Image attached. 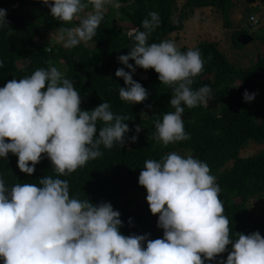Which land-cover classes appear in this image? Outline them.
Returning <instances> with one entry per match:
<instances>
[{
	"label": "clouds",
	"instance_id": "9594fccd",
	"mask_svg": "<svg viewBox=\"0 0 264 264\" xmlns=\"http://www.w3.org/2000/svg\"><path fill=\"white\" fill-rule=\"evenodd\" d=\"M39 2L62 25L78 21L55 29L56 42L67 49L92 39L108 6H121L120 0ZM159 24L158 13L150 11L140 28L128 32L133 43L117 57L124 67L114 75L123 80L118 96L127 103H141L148 95L132 79L135 67L153 70L159 83L170 87L168 105L174 111L154 122L152 134L169 145L190 138L181 119L184 108L206 106L212 90L191 87L204 64L198 48L180 51L170 39L148 42ZM0 28H7L2 8ZM255 95L245 90L242 99L251 102ZM80 103L72 81L55 66L0 87V159L15 155L19 172L28 176L42 157L51 166V174L36 183L6 185L0 176V264H264V238L258 231L230 236L216 178L206 162L191 155L168 152L140 168L137 183L162 238L123 235L120 213L109 202L70 196L63 177L101 157V148L122 147L129 132L128 117L114 114L107 102L90 111ZM132 131L128 139L135 143L141 125ZM226 246L231 249L226 258L217 259Z\"/></svg>",
	"mask_w": 264,
	"mask_h": 264
},
{
	"label": "trees",
	"instance_id": "16d2710c",
	"mask_svg": "<svg viewBox=\"0 0 264 264\" xmlns=\"http://www.w3.org/2000/svg\"><path fill=\"white\" fill-rule=\"evenodd\" d=\"M237 1L185 0L174 18L176 0H120L119 8L107 7L91 40L67 49L50 43L47 36L55 35L59 26H75L78 21L62 25L39 0H0L7 21V28H0V87L6 81L30 75L37 68L55 66L80 93L82 110L90 111L99 103L107 102L114 114L128 117L125 123L129 132L122 147L101 148V157L63 177L68 181L70 196L87 197L94 204L109 202L118 210L123 235L147 234L149 239L162 238V229L156 226L157 217L150 213L146 192L138 185L137 178L146 159L158 160L168 152L179 151L207 163L220 188L218 195L228 219L230 236L234 237L235 232L247 235L258 231L264 238V221L249 209L250 201L264 200V149L249 157L240 156L250 144L264 147V55L243 68L231 63L216 42H202L192 47L199 49L204 64L191 87L207 85L212 90L211 99L206 106L184 108L181 119L190 138L169 145H162L152 134L154 122L164 112L174 111L168 105L170 87L160 84L153 70L134 66L132 79L148 95L141 103H127L118 96L119 87H125L123 80L114 75L117 68L124 67L117 57L127 54L133 43L128 32L140 28L148 12L155 11L160 18L159 26L149 36L148 42L152 43L181 32L197 9H215L224 26L231 29V12ZM255 10V7L250 9ZM249 34L246 28L233 31V47L243 50L245 45L238 42V37ZM252 37L264 46V27L252 32ZM129 64L133 62L129 60ZM245 90L256 93L254 98L260 97L261 101L255 103L253 98L245 102L242 99ZM134 124L141 125V131L132 143L128 138L134 134ZM16 161L17 157L11 153L0 159V176L6 185L36 183L41 176L51 174L50 162L45 157L35 165L31 176L19 172ZM230 250L226 246V251L217 259H225ZM205 264H216V261Z\"/></svg>",
	"mask_w": 264,
	"mask_h": 264
},
{
	"label": "rangeland",
	"instance_id": "374dc122",
	"mask_svg": "<svg viewBox=\"0 0 264 264\" xmlns=\"http://www.w3.org/2000/svg\"><path fill=\"white\" fill-rule=\"evenodd\" d=\"M185 0H176L175 17L182 8ZM255 7V11L251 12L250 9ZM251 18L257 22L253 24ZM232 28L227 29L224 26L223 19L219 12L212 8L197 9L194 17L185 22L184 29L181 32L173 33L168 39L173 40L177 47L192 48L202 42H216L219 50L226 55L228 60L239 67H248L251 63L256 61L258 56L264 55V46L257 40H252L246 44L243 50H237L233 47L232 33L235 30L248 29L250 36L252 32L260 27H264V0H238L235 7L231 12ZM251 23V25L249 24ZM117 24H120L119 22ZM121 25H126L122 23ZM167 39V40H168ZM47 40L50 43L57 44L55 35L48 34ZM261 101L260 97H255L254 102ZM262 145L250 144L247 148L241 151V157H249L262 151ZM176 153L184 156L177 151ZM249 209L254 216L264 221V200H252L249 203Z\"/></svg>",
	"mask_w": 264,
	"mask_h": 264
},
{
	"label": "water",
	"instance_id": "95a60500",
	"mask_svg": "<svg viewBox=\"0 0 264 264\" xmlns=\"http://www.w3.org/2000/svg\"><path fill=\"white\" fill-rule=\"evenodd\" d=\"M252 40H253V37L250 35H240L238 37V42L243 45L250 43Z\"/></svg>",
	"mask_w": 264,
	"mask_h": 264
},
{
	"label": "built area",
	"instance_id": "2783aa9c",
	"mask_svg": "<svg viewBox=\"0 0 264 264\" xmlns=\"http://www.w3.org/2000/svg\"><path fill=\"white\" fill-rule=\"evenodd\" d=\"M251 21H253V24H256V20L254 18H251Z\"/></svg>",
	"mask_w": 264,
	"mask_h": 264
}]
</instances>
